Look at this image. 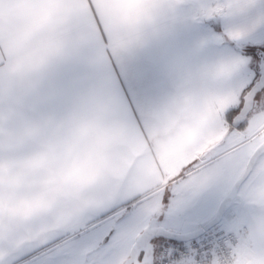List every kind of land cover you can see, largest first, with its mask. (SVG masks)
I'll return each instance as SVG.
<instances>
[{"label": "crops", "instance_id": "crops-1", "mask_svg": "<svg viewBox=\"0 0 264 264\" xmlns=\"http://www.w3.org/2000/svg\"><path fill=\"white\" fill-rule=\"evenodd\" d=\"M199 2L209 11L222 4V0ZM187 3L0 0V97L23 99L18 105L0 104V198L8 197L9 184L25 181V167L67 165V212L49 209L25 222L17 213L9 217L6 207L0 206V239L7 238L11 225L75 227L90 211L117 199L162 190L198 158V167H203L204 158L229 136L224 111L234 103L229 85L239 66L219 72H210L206 65L175 71L168 85L142 107L140 125L126 108L99 95L86 96L61 111L32 114L60 63L84 49L94 53L98 64L106 61L94 13L103 22L112 55L130 61L187 22ZM229 140L250 142V161L264 144V115L247 132ZM41 158L53 162L41 163ZM249 186L251 203L264 208V155ZM10 188L16 192L17 185ZM125 261L127 257L121 264ZM237 264H264V215L256 216L254 227L242 236Z\"/></svg>", "mask_w": 264, "mask_h": 264}, {"label": "snow or ice", "instance_id": "snow-or-ice-1", "mask_svg": "<svg viewBox=\"0 0 264 264\" xmlns=\"http://www.w3.org/2000/svg\"><path fill=\"white\" fill-rule=\"evenodd\" d=\"M184 7L187 22L130 61L112 55L94 13L106 61L98 64L84 49L60 63L32 114L61 111L99 95L126 108L140 125L142 107L175 71L239 66L229 85L234 103L224 111L229 136L204 158L203 167L198 158L162 190L117 199L90 211L75 227L9 226L7 238L0 239V264H121L124 257V264H213L264 215V208L251 203V172L241 177L250 142L229 140L264 115V0H222L212 11L189 0ZM22 102L19 95L0 97V104Z\"/></svg>", "mask_w": 264, "mask_h": 264}, {"label": "rangeland", "instance_id": "rangeland-1", "mask_svg": "<svg viewBox=\"0 0 264 264\" xmlns=\"http://www.w3.org/2000/svg\"><path fill=\"white\" fill-rule=\"evenodd\" d=\"M40 162L53 161L41 158ZM54 162L63 163L62 160ZM22 174L25 181L9 184L8 197L0 198V206L6 207L9 217L11 213H17L27 222L47 213L49 209L67 212V165L25 167ZM14 185H17L16 192H12L15 188H10Z\"/></svg>", "mask_w": 264, "mask_h": 264}, {"label": "built area", "instance_id": "built-area-1", "mask_svg": "<svg viewBox=\"0 0 264 264\" xmlns=\"http://www.w3.org/2000/svg\"><path fill=\"white\" fill-rule=\"evenodd\" d=\"M242 243V237L238 239V242L232 247L230 253L226 256H217L213 264H237L239 248Z\"/></svg>", "mask_w": 264, "mask_h": 264}, {"label": "water", "instance_id": "water-1", "mask_svg": "<svg viewBox=\"0 0 264 264\" xmlns=\"http://www.w3.org/2000/svg\"><path fill=\"white\" fill-rule=\"evenodd\" d=\"M262 147H264V144L253 154L242 177L247 175L249 172H251V174L253 173L259 159L264 155V151L261 150Z\"/></svg>", "mask_w": 264, "mask_h": 264}]
</instances>
